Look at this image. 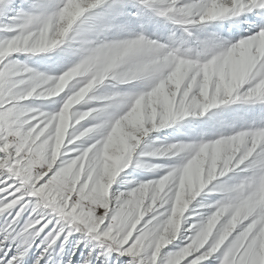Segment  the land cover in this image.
Masks as SVG:
<instances>
[{
	"label": "snow or ice",
	"instance_id": "6c2138e0",
	"mask_svg": "<svg viewBox=\"0 0 264 264\" xmlns=\"http://www.w3.org/2000/svg\"><path fill=\"white\" fill-rule=\"evenodd\" d=\"M0 218V264H264V0H0Z\"/></svg>",
	"mask_w": 264,
	"mask_h": 264
},
{
	"label": "rangeland",
	"instance_id": "374dc122",
	"mask_svg": "<svg viewBox=\"0 0 264 264\" xmlns=\"http://www.w3.org/2000/svg\"><path fill=\"white\" fill-rule=\"evenodd\" d=\"M92 103H99L98 101H92ZM171 131L170 128H166V129H163L161 130V133H164V132H169ZM161 138H162V135H161ZM133 159H135V156L133 157ZM152 160H160L161 158H150ZM125 171H132V168L129 167L128 169H126ZM141 171H144V170H141ZM119 180V177L117 178ZM116 187V184L114 183L113 185V188ZM123 190V189H121ZM195 203V202H193ZM191 208V206H190ZM3 223V218H0V224ZM77 236V239H79V234H76ZM68 245H73V248H69ZM64 252L61 253L59 249H55V250H52L51 251V256H50V260H49V264H66V259H65V253H67L68 255H71L73 251H75V242L71 239H69L68 243L65 244L64 246ZM91 247V245H89V248ZM99 251V249L97 250ZM116 253H114L113 255H115ZM84 257L81 256V259H83Z\"/></svg>",
	"mask_w": 264,
	"mask_h": 264
}]
</instances>
